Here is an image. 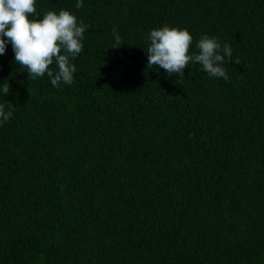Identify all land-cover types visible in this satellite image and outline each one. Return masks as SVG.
<instances>
[{
  "label": "trees",
  "instance_id": "1",
  "mask_svg": "<svg viewBox=\"0 0 264 264\" xmlns=\"http://www.w3.org/2000/svg\"><path fill=\"white\" fill-rule=\"evenodd\" d=\"M76 3L36 0L89 25L72 85L0 55V264H264V0ZM164 25L229 44V79L147 68Z\"/></svg>",
  "mask_w": 264,
  "mask_h": 264
},
{
  "label": "clouds",
  "instance_id": "2",
  "mask_svg": "<svg viewBox=\"0 0 264 264\" xmlns=\"http://www.w3.org/2000/svg\"><path fill=\"white\" fill-rule=\"evenodd\" d=\"M77 9L82 7V0H77ZM37 17V18H32ZM89 25L67 10L58 13L47 11L38 17L36 0H0V55L11 44L14 62L27 72V79L36 80L45 75L53 87L61 83L72 85L77 71L74 60L83 50L84 33ZM114 45L119 48L122 38L113 29ZM147 54V68L159 67L168 77L176 74L184 77V69L190 63L199 64L210 77L229 79L221 66L225 60L232 61V49L229 44L221 43L215 37L202 35L196 42L197 52L190 51L193 37L186 29L169 27L150 31ZM235 64H240L237 58ZM55 65V69L51 66ZM6 95L10 92L8 82L2 86ZM9 109L14 107L7 103ZM12 111H5V104H0V123L7 122Z\"/></svg>",
  "mask_w": 264,
  "mask_h": 264
}]
</instances>
